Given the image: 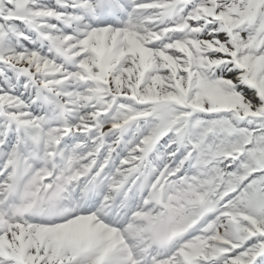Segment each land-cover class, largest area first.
Here are the masks:
<instances>
[{
    "label": "snow or ice",
    "instance_id": "6c2138e0",
    "mask_svg": "<svg viewBox=\"0 0 264 264\" xmlns=\"http://www.w3.org/2000/svg\"><path fill=\"white\" fill-rule=\"evenodd\" d=\"M0 264H264V0H0Z\"/></svg>",
    "mask_w": 264,
    "mask_h": 264
}]
</instances>
